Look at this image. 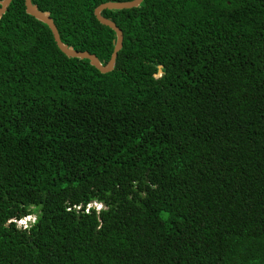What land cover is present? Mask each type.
Masks as SVG:
<instances>
[{
  "label": "trees",
  "instance_id": "1",
  "mask_svg": "<svg viewBox=\"0 0 264 264\" xmlns=\"http://www.w3.org/2000/svg\"><path fill=\"white\" fill-rule=\"evenodd\" d=\"M30 1L104 65L92 11L130 0ZM100 14L105 74L0 17V264H264V0Z\"/></svg>",
  "mask_w": 264,
  "mask_h": 264
},
{
  "label": "water",
  "instance_id": "2",
  "mask_svg": "<svg viewBox=\"0 0 264 264\" xmlns=\"http://www.w3.org/2000/svg\"><path fill=\"white\" fill-rule=\"evenodd\" d=\"M10 1L11 0H1L0 1V17L6 11ZM141 2L142 0H130V1H124V2H105V3L99 4L93 9L92 14L95 20L100 25L109 28L114 33L112 51H111L108 61L104 65H102L93 54H90L86 51H77V50H74L72 47L63 44L60 41L57 30L47 12L39 11L37 7L31 3L30 0H23V7H24L25 14L41 22L48 28L51 34L52 40L56 48L61 54H63L66 58L87 60L88 64L91 67H93L99 73L105 74V73L112 71L114 67L116 54L121 48L122 33L110 19L104 18L103 16H101L100 13L103 10H123V9L135 8ZM157 75H160V66H158Z\"/></svg>",
  "mask_w": 264,
  "mask_h": 264
},
{
  "label": "clouds",
  "instance_id": "3",
  "mask_svg": "<svg viewBox=\"0 0 264 264\" xmlns=\"http://www.w3.org/2000/svg\"><path fill=\"white\" fill-rule=\"evenodd\" d=\"M95 208L97 216L105 209V206L103 203H96L93 202L89 205V209ZM38 215H27L21 219H15L13 222L17 225V229H23V230H30L31 227H33L38 222ZM7 226V225H6Z\"/></svg>",
  "mask_w": 264,
  "mask_h": 264
},
{
  "label": "built area",
  "instance_id": "4",
  "mask_svg": "<svg viewBox=\"0 0 264 264\" xmlns=\"http://www.w3.org/2000/svg\"><path fill=\"white\" fill-rule=\"evenodd\" d=\"M88 207H89V205H87L85 209L87 210ZM76 208H78V207H76ZM86 210H85V211H86Z\"/></svg>",
  "mask_w": 264,
  "mask_h": 264
}]
</instances>
